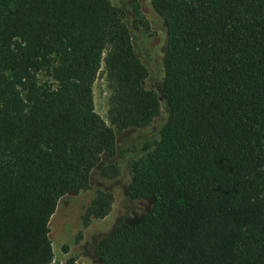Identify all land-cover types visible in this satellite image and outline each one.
Here are the masks:
<instances>
[{"label":"trees","instance_id":"trees-1","mask_svg":"<svg viewBox=\"0 0 264 264\" xmlns=\"http://www.w3.org/2000/svg\"><path fill=\"white\" fill-rule=\"evenodd\" d=\"M166 44L160 95L108 0H0V264H50L59 200L114 180L116 135L167 115L131 164L152 199L95 249L102 264H264V0H149ZM105 124L92 86L103 61ZM47 74L41 83L38 76ZM97 190L83 227L111 211Z\"/></svg>","mask_w":264,"mask_h":264},{"label":"rangeland","instance_id":"rangeland-1","mask_svg":"<svg viewBox=\"0 0 264 264\" xmlns=\"http://www.w3.org/2000/svg\"><path fill=\"white\" fill-rule=\"evenodd\" d=\"M117 9L126 24L137 56L149 71L144 87L160 95L163 77L162 59L166 33L162 20L154 13L149 0H108ZM103 61L92 86V101L95 113L107 124V100L109 92L105 81ZM38 79L49 81L43 71ZM167 121L162 106L160 116L146 129L116 135V152L112 163L119 169L114 180L100 177L97 170L91 173L89 188L77 194L62 197L49 221V239L53 259L50 264H102L94 252L100 241L108 237L121 224H136L152 206V199L134 201L129 197L131 164L144 155L148 143L159 138ZM97 190L111 193L110 213L102 220H92L87 227L82 225L85 209Z\"/></svg>","mask_w":264,"mask_h":264}]
</instances>
